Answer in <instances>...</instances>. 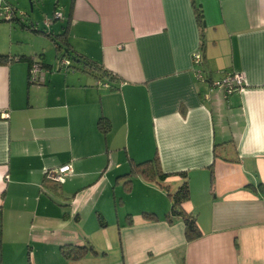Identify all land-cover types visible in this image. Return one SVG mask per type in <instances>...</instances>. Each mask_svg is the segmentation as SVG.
Segmentation results:
<instances>
[{
  "label": "crops",
  "instance_id": "crops-1",
  "mask_svg": "<svg viewBox=\"0 0 264 264\" xmlns=\"http://www.w3.org/2000/svg\"><path fill=\"white\" fill-rule=\"evenodd\" d=\"M52 2L51 33L114 79L59 69L48 36L0 20V54L21 58L0 63V264H264V0ZM33 56L48 64L42 83L28 82ZM223 70L244 85L210 90ZM153 157L165 180L118 177ZM64 164L63 182L46 180ZM183 180L192 241L166 217ZM64 246L96 253L67 260Z\"/></svg>",
  "mask_w": 264,
  "mask_h": 264
},
{
  "label": "trees",
  "instance_id": "trees-1",
  "mask_svg": "<svg viewBox=\"0 0 264 264\" xmlns=\"http://www.w3.org/2000/svg\"><path fill=\"white\" fill-rule=\"evenodd\" d=\"M195 17H196V20L199 26L202 27L204 24V21L202 18L201 9L198 6H195ZM12 21H17V19L15 20L13 19ZM25 21L26 19H24V21H18V22L23 28L32 29L34 31H41L44 35L48 36L50 40L53 42L58 54L62 52L61 54L58 55L59 57L58 60L61 57H65L66 59H68L69 60L68 66L70 69L74 70L75 67L73 65L77 63L80 66V68L76 67L77 69L86 70L89 72L98 71L102 75L114 79L111 72L100 68L99 66L95 64V62H92L91 60L75 52L74 50L73 51L70 50L69 43L66 37V31H64L61 34L54 35L50 31L51 26L49 28H44V26L42 25L43 27L40 28L38 27L37 23L36 24L35 23L26 24ZM34 26H36V28H34ZM33 58L34 56L24 58L29 62V67L33 61ZM12 59H21V58H14V57L11 58V57H8L7 54H0V63L6 62ZM36 60L40 62L41 65L45 69H48V66H46L48 64H45L40 58H36ZM28 82L31 83L29 80ZM106 126L107 124H105V127ZM181 174L183 178L186 177L185 173H181ZM134 175H141L143 178L149 181L161 182L165 180V178L170 176L171 174L163 172L160 169L158 158L153 157L152 159H149V160H145V161L138 162V163H133L127 173L121 176H118V177H123V176L131 177ZM46 180H48V178ZM169 197L171 200V207H170V213L167 214L166 216L167 219H169L170 221L174 217L181 218L183 225H184V236H185L186 241H192L198 238L201 235V231L197 224L195 215L191 212L185 211L182 207L183 202H185L189 197V187H188L187 181L183 180V182L179 184L172 193H169ZM144 216L147 218L155 217V215L152 213H144ZM88 251H90L93 254L96 253L95 250L91 246H74V247L64 246L61 248V254L67 260L81 259L87 255Z\"/></svg>",
  "mask_w": 264,
  "mask_h": 264
},
{
  "label": "built area",
  "instance_id": "built-area-1",
  "mask_svg": "<svg viewBox=\"0 0 264 264\" xmlns=\"http://www.w3.org/2000/svg\"><path fill=\"white\" fill-rule=\"evenodd\" d=\"M26 14L19 10L16 6L11 4L8 0H0V18L4 21H12L17 19V21H24V16ZM61 18V13L59 11H54L50 17H43L42 25L44 28H49L52 23ZM36 24V23H35ZM36 28V26H34ZM37 57L33 58V61L28 69V80L31 83H42L44 81L45 69L40 62L36 60ZM191 62L195 65L194 73L195 78L198 80H204L206 77L203 70L200 68L202 64V57L199 51H194L190 56ZM59 69L73 70L69 68V60L65 57H61L58 60ZM221 76L217 80H211L209 84V89H219L222 90L224 94L228 95L238 89H240L245 82V76L243 72H232L229 70H223L220 72ZM7 112H2L1 116L3 118L7 117ZM71 171L70 164H64L59 166L57 169H49L45 172L48 179L61 183L64 181L65 174Z\"/></svg>",
  "mask_w": 264,
  "mask_h": 264
},
{
  "label": "rangeland",
  "instance_id": "rangeland-1",
  "mask_svg": "<svg viewBox=\"0 0 264 264\" xmlns=\"http://www.w3.org/2000/svg\"><path fill=\"white\" fill-rule=\"evenodd\" d=\"M13 1L15 2V4H13L12 2H10V3L13 4L14 6H16L22 12L26 13V15L24 16V19H26V20L29 17H32V18H35L34 21H38V23H39V21H42L43 17H45V16L50 17L52 15V13H53V11H52V8H53V2H52V0H46L42 5H40L38 3L35 4L34 1L31 0L32 10L30 9L29 0H13ZM58 11L60 12V10H58ZM9 23H11V22H8V23H7V21L4 22V24H9ZM14 27L17 30H21L20 27L18 26V24H16ZM47 55L49 57H52L53 58L54 49L53 48H48L47 49ZM73 66L75 67L74 68L75 71H79L80 70V69H77L76 68V67H79L80 68V66L77 63H75ZM94 196L97 199L100 198L98 192H96ZM123 207L125 209H128V205L127 204L124 205ZM123 207L118 202V204H117V206L115 208L120 209V208H123ZM115 208L113 207L112 209H110V213L109 212H106V213L104 212L105 214L102 215L103 216L102 221L106 219V220L109 221L110 224L113 223L115 221V216H114V209ZM121 211L119 210L118 212H121ZM122 218H124V216ZM96 222L99 223V220L96 219ZM94 239H96V241L98 243V241H100L101 238L97 234V235L94 236Z\"/></svg>",
  "mask_w": 264,
  "mask_h": 264
},
{
  "label": "water",
  "instance_id": "water-1",
  "mask_svg": "<svg viewBox=\"0 0 264 264\" xmlns=\"http://www.w3.org/2000/svg\"><path fill=\"white\" fill-rule=\"evenodd\" d=\"M29 3H30V9L32 10L31 0H29Z\"/></svg>",
  "mask_w": 264,
  "mask_h": 264
}]
</instances>
